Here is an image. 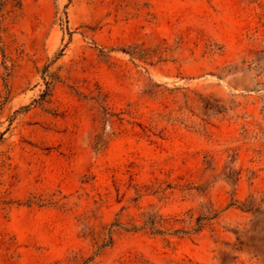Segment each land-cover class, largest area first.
<instances>
[{"label": "rangeland", "instance_id": "rangeland-1", "mask_svg": "<svg viewBox=\"0 0 264 264\" xmlns=\"http://www.w3.org/2000/svg\"><path fill=\"white\" fill-rule=\"evenodd\" d=\"M0 264H264V0H0Z\"/></svg>", "mask_w": 264, "mask_h": 264}]
</instances>
